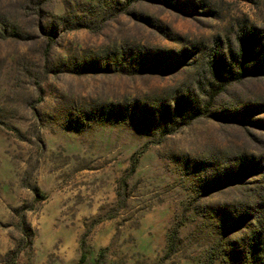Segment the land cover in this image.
<instances>
[{
  "label": "rangeland",
  "instance_id": "rangeland-1",
  "mask_svg": "<svg viewBox=\"0 0 264 264\" xmlns=\"http://www.w3.org/2000/svg\"><path fill=\"white\" fill-rule=\"evenodd\" d=\"M257 38L264 0H0V264H264V74L209 66Z\"/></svg>",
  "mask_w": 264,
  "mask_h": 264
},
{
  "label": "trees",
  "instance_id": "trees-1",
  "mask_svg": "<svg viewBox=\"0 0 264 264\" xmlns=\"http://www.w3.org/2000/svg\"><path fill=\"white\" fill-rule=\"evenodd\" d=\"M249 39H254V33L250 34ZM243 40V39H242ZM256 43L252 46L251 43L248 44L246 41H242L241 45V59H237L234 56V59L230 58L232 60V63L229 62L228 58L226 56L221 57L218 53L213 56V59L209 62L210 71L213 77L215 79H220L222 81L227 82H233L236 78L242 77L245 75V73H262L264 74V60L262 55L264 51V45L260 43V39H256ZM238 70H234V65ZM229 75L228 77H226ZM184 104L182 101L178 103V106H176L175 110L170 111L169 107L167 110V113L161 111V116L159 115V112L155 113L152 109L143 108H137L134 109V116L136 114L138 115L137 122L141 124L145 129H154L155 126H163L165 125V128H168V131H166V134H170V132L176 131L178 128L184 126L187 124L189 120H194L200 116V113H197L196 108L188 102L187 98L185 99ZM191 104L190 106H186L187 104ZM144 107V106H143ZM191 107V108H190ZM189 108V109H188ZM113 112L114 110H101L98 112V114L106 116L107 119L108 116ZM136 113V114H135ZM116 114V113H115ZM103 116V117H104ZM111 118V117H110ZM124 120V119H122ZM112 122V121H111ZM170 127V129H169ZM135 158V157H134ZM136 170V166L133 167V171ZM25 236L29 240V246H33V238H34V232L31 228H28ZM264 239V232L254 235L252 238L253 244L252 248L256 252L258 250V246L264 243L262 241ZM174 244V243H173ZM21 253L20 249H15L13 251H10L7 254V259L15 258ZM86 260V253H83L82 258L78 264H84Z\"/></svg>",
  "mask_w": 264,
  "mask_h": 264
}]
</instances>
